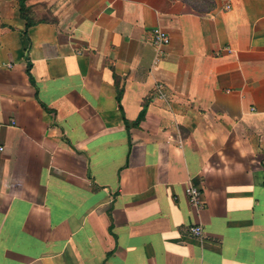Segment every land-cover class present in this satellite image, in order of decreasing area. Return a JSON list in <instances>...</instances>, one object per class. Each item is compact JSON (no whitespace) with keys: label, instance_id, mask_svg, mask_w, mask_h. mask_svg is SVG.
<instances>
[{"label":"crops","instance_id":"crops-1","mask_svg":"<svg viewBox=\"0 0 264 264\" xmlns=\"http://www.w3.org/2000/svg\"><path fill=\"white\" fill-rule=\"evenodd\" d=\"M210 1L0 0V264H264V0Z\"/></svg>","mask_w":264,"mask_h":264},{"label":"built area","instance_id":"built-area-1","mask_svg":"<svg viewBox=\"0 0 264 264\" xmlns=\"http://www.w3.org/2000/svg\"><path fill=\"white\" fill-rule=\"evenodd\" d=\"M150 42L157 51H161L163 47L169 45L170 39L165 31L160 28H154L150 34ZM226 51L229 52L228 50ZM156 91L160 100L165 101L167 99L166 95L161 91L160 86L156 87ZM2 151L3 148L0 147V152ZM184 195L192 208L196 210H202L204 207V200L202 192L198 188L188 185L184 190ZM203 234V229L200 226L189 228V235L192 237L200 238L203 236Z\"/></svg>","mask_w":264,"mask_h":264},{"label":"trees","instance_id":"trees-1","mask_svg":"<svg viewBox=\"0 0 264 264\" xmlns=\"http://www.w3.org/2000/svg\"><path fill=\"white\" fill-rule=\"evenodd\" d=\"M25 2L26 0H18V6H19V9H18V14L20 16L21 19H26V13L28 12V8L26 7L25 5ZM194 8V7H193ZM196 11H201V12H209L211 9H212V4H211V1L209 0V3L207 5L206 8H204V10H198L197 8H194ZM29 22L26 23V26H29ZM28 51V49H26V52ZM31 64L29 62H27V65H26V74L29 78V81H30V84L32 86L35 87V82L31 76ZM144 114H145V109L143 108L142 111L140 112L139 114V117L138 119L136 120L135 123H133L134 125H137L143 118H144ZM125 124L126 125H129V123L127 121H125Z\"/></svg>","mask_w":264,"mask_h":264},{"label":"rangeland","instance_id":"rangeland-1","mask_svg":"<svg viewBox=\"0 0 264 264\" xmlns=\"http://www.w3.org/2000/svg\"><path fill=\"white\" fill-rule=\"evenodd\" d=\"M192 7L197 8L198 10H204L207 7L209 0H182Z\"/></svg>","mask_w":264,"mask_h":264}]
</instances>
